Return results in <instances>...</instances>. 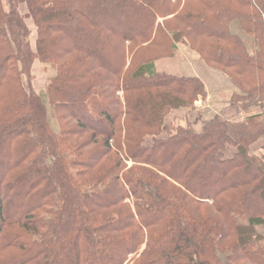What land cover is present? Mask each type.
I'll return each mask as SVG.
<instances>
[{"label":"trees","instance_id":"obj_1","mask_svg":"<svg viewBox=\"0 0 264 264\" xmlns=\"http://www.w3.org/2000/svg\"><path fill=\"white\" fill-rule=\"evenodd\" d=\"M8 3L0 264H264V0ZM180 46L198 76L158 70ZM211 77L232 115L196 106Z\"/></svg>","mask_w":264,"mask_h":264},{"label":"rangeland","instance_id":"obj_2","mask_svg":"<svg viewBox=\"0 0 264 264\" xmlns=\"http://www.w3.org/2000/svg\"><path fill=\"white\" fill-rule=\"evenodd\" d=\"M9 0H4V4L7 7V5ZM20 11L21 12H25V6L22 5L20 6ZM28 24H30V22L28 21ZM237 25V23H233V25ZM238 26V25H237ZM31 29H33V27L30 25ZM235 29V28H234ZM236 31V29L234 30V32ZM237 33H239L240 37L244 40V42L246 43L247 47L249 50H252V48H254L252 41L250 38H247L246 36L242 35L240 33L239 30L236 31ZM242 35V36H241ZM34 43V37L32 36V44ZM194 55V56H192ZM178 56L180 57L181 61H182V69H184V71L186 73H192L191 72V68L193 69L194 66L195 67H199L202 69V66L200 64H197V56L195 53H190L189 54V50L186 47L180 46L179 47V51L176 55V57L174 58H178ZM195 57V59H194ZM160 63V62H158ZM32 73L34 75V80H33V86H34V90L42 97L44 98L47 108L48 110H50V106L48 104L47 98L45 96V87L47 85L48 79L55 74V69L50 67L49 64H45V63H39V62H35L34 66H33V70ZM199 73V71H198ZM223 77V76H222ZM212 82L209 79H206L207 85L210 89L211 92H213V90L216 89L218 95L216 94H210L209 97V101H206L205 103H209L210 105V112L211 114H208L206 112V110L204 109L205 106L200 107V112H204V115L207 116V118H211V117H221L220 116V108H221V97L222 98H227L231 95L232 92L235 91L234 86L231 84V82L229 81V79L222 78V80H217L215 77H211ZM216 86L218 87V89L216 88ZM51 126L53 128L54 131L58 132V125L55 122V120L52 118L51 119ZM256 148H252V152H256L258 149L264 151V139L256 142L255 145ZM128 165L129 164V161ZM257 230L259 233H261L262 235H264V226L262 225H257Z\"/></svg>","mask_w":264,"mask_h":264},{"label":"crops","instance_id":"obj_3","mask_svg":"<svg viewBox=\"0 0 264 264\" xmlns=\"http://www.w3.org/2000/svg\"><path fill=\"white\" fill-rule=\"evenodd\" d=\"M158 62H160V63H158ZM156 66L158 67V70H160V71H164L166 73L174 74V75H178V76H182V75H186V76L197 75L198 76V71H199L198 66H197V68H195V66H194L193 69L191 68L192 73H189V74L186 73L184 71V69H182V61H181L179 56H178V58H168L165 60H159V61H157ZM225 112H228L229 114L223 115V114H225ZM233 112H234L233 109H225L224 112L219 111L220 116L224 117V118L226 116L232 115ZM195 116L196 115L192 116V118L194 119Z\"/></svg>","mask_w":264,"mask_h":264},{"label":"built area","instance_id":"obj_4","mask_svg":"<svg viewBox=\"0 0 264 264\" xmlns=\"http://www.w3.org/2000/svg\"><path fill=\"white\" fill-rule=\"evenodd\" d=\"M196 104L199 105V106H202V101L199 100V101L196 102Z\"/></svg>","mask_w":264,"mask_h":264}]
</instances>
